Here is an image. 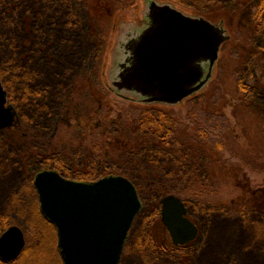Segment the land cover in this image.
<instances>
[{"label": "rangeland", "instance_id": "rangeland-1", "mask_svg": "<svg viewBox=\"0 0 264 264\" xmlns=\"http://www.w3.org/2000/svg\"><path fill=\"white\" fill-rule=\"evenodd\" d=\"M151 2L194 15L204 6L211 11L215 8L220 14L217 19L226 21L235 39L248 41L261 31L251 26L247 4H240L241 0H0V82L17 115L12 128L0 131V217L4 228L19 226L27 233L28 247L19 264H56L60 257L54 251L56 230L39 216L34 177L42 171L62 174L60 165L69 176L78 169L90 172L101 166L117 174L123 153H131L128 150L134 145L139 147L138 141L128 142L129 135L123 133L115 139H101L107 155H114L111 163L106 160L100 166L91 155L110 121L150 107L134 104L140 102L136 95H119L113 83L124 59L122 46L147 26ZM233 10L237 16L231 15ZM229 58L223 56L211 80L209 94L223 98L216 104L217 98L210 99L209 116L198 108L209 88L175 107L152 104L173 112L195 131L209 134L214 144L225 143L223 150L214 147L209 151L218 157L213 168L219 177L203 184L185 176L193 170L187 165L173 171L177 186L193 187V194L224 206L205 215L195 210L189 213L187 208L199 234L191 245L177 247L161 219L164 197L159 200L151 190L149 182L156 180L142 178L138 188L143 210L134 221L121 264H264V82L262 91L248 94L244 82L251 68L245 72L242 62L239 72L245 76L236 74L228 66ZM248 84L259 88L254 77ZM192 108L193 114L198 112L196 121L188 119L194 116ZM91 113L93 123L99 125L97 130L78 125ZM59 115L72 118L73 125H61L56 138ZM224 124L229 126L224 137L209 130ZM171 170L168 167L166 172ZM242 205L248 209L242 210Z\"/></svg>", "mask_w": 264, "mask_h": 264}, {"label": "water", "instance_id": "water-1", "mask_svg": "<svg viewBox=\"0 0 264 264\" xmlns=\"http://www.w3.org/2000/svg\"><path fill=\"white\" fill-rule=\"evenodd\" d=\"M146 19L148 25L122 46L124 59L113 86L119 95H136L140 103L179 105L210 82L220 48L229 37L208 21L186 16L170 5L151 2ZM7 105L0 82V131L17 122L13 107ZM34 185L41 214L57 231L63 264L121 263L143 208L129 179L108 175L84 182L67 179L58 171H42ZM161 219L175 246H185L199 234L184 202L175 195L162 200ZM25 245L23 231L12 227L0 239L1 259H17Z\"/></svg>", "mask_w": 264, "mask_h": 264}, {"label": "trees", "instance_id": "trees-1", "mask_svg": "<svg viewBox=\"0 0 264 264\" xmlns=\"http://www.w3.org/2000/svg\"><path fill=\"white\" fill-rule=\"evenodd\" d=\"M1 80L3 81V79ZM211 87H213V84L210 82L205 87L209 89L203 93L199 102L200 104L198 105V108L202 107L208 116L210 115V111L208 110L209 108L206 107H209L210 99L214 101L217 98V101H215L216 104L221 100L220 97L223 98V96L219 98L217 96L212 97V95L209 94ZM6 88L9 89L11 87ZM141 104L150 107L146 110L139 111L137 115L133 114L134 110H131L129 113H125L124 116L110 121V124L106 126L102 134L99 135V141L94 144V149L92 148L91 155L94 159L98 160L100 166L104 164L106 160L111 163L114 160L112 159L114 155H107V152L104 151L101 139L105 140L108 136L115 139L117 135H122L124 133L129 135L128 142L138 141L139 144L137 147H139L135 149L136 146L134 145L131 150H128L131 153H123L121 163L119 162L121 167L118 169V173L115 174L129 179L137 187L139 194L138 184L142 182V178L149 177V180L154 179L159 182H149L152 192H157V195H155L159 200L168 195H176L182 198L189 213L190 210H195L199 211L198 213H203V215L206 213L213 214L220 206H224L223 204L212 205L207 201V198L204 199L201 198V195L193 194V187L186 188L177 186L174 182V180L178 178L177 173L173 175V171L178 167L181 168L187 165L193 170L192 173H187L185 176L191 178L192 181L196 179L202 180L203 184L205 181H208V179L212 180L214 177H219L220 174L216 175L217 173L215 172L217 171L213 168L215 164L219 163L218 157L215 155L213 156L209 151L214 147L221 151L223 150L222 144L225 143L222 142L220 145L214 144L215 142L209 134H206L204 131H195L193 128L186 126L182 120H178L176 115L171 111L167 112L153 108L152 106L154 105L152 104ZM193 110L194 108L191 109V114L194 113ZM193 115L192 117L189 115L188 119L190 118V120L196 121L198 112L196 111V114ZM220 116L226 119V116ZM114 127H117V132H114ZM91 128H95V130L99 129L96 127ZM228 129L229 126L226 124L221 126V129L218 130H214L211 127L209 128L212 133L214 132V134L216 133L222 137H224L223 134H225V131ZM166 166L172 170L166 172L168 169ZM59 168H62L61 172L64 177L69 179L74 178L80 181H96L99 178L114 175L108 172V166H101V169H92L90 172L89 170L82 171L78 169L77 172L71 174L72 176H69V173H63L65 172L63 165H60ZM205 172L207 174L202 175V173ZM182 177L183 176L179 175V178ZM166 178H169L170 181H167ZM196 184L197 183L193 182L194 186ZM201 187H203V185ZM244 208L248 209V205H242V210H245ZM39 216L43 219L40 213ZM49 243L50 242H47V244ZM46 245L44 244L43 249ZM55 250L54 248V251ZM54 254L56 257L55 252ZM55 263L63 264L60 257L59 261L55 260Z\"/></svg>", "mask_w": 264, "mask_h": 264}, {"label": "flooded vegetation", "instance_id": "flooded-vegetation-1", "mask_svg": "<svg viewBox=\"0 0 264 264\" xmlns=\"http://www.w3.org/2000/svg\"><path fill=\"white\" fill-rule=\"evenodd\" d=\"M243 5L247 4V19L248 21L251 23V26L254 28V30H261V31H257V37L254 38H248V41H245L242 38H234L231 33H229V31L227 30L226 27V21L221 20V19H217L219 17V13L218 11L214 8V10H210V7H203V9L201 10V12H199L197 15L191 14V13H187V12H182L184 13L186 16H189L191 18H195V19H199V20H205L208 21L210 24H212L213 26L222 29L225 32V36L229 37V39L221 46L220 51H219V59L215 64V67L213 69V75H215V72L217 70V68L219 67V65H221V60L223 58V56H229V60H228V66L230 68H232V70H234V73H240L239 69L242 67V62L245 63V72H248V70L251 68L250 73L251 75L248 76V78L245 79L244 82V90L249 94L252 90H256L258 92L262 91V89L260 87H263V82H264V0H241V3ZM206 11V12H205ZM219 14V15H218ZM235 12V10H233L231 12L232 16H237V14ZM146 18V17H145ZM146 23L148 25V20L146 19ZM144 23V24H146ZM143 24V25H144ZM140 30H138L137 32H139ZM134 37H132L133 39ZM235 43V46L233 45V47L228 48L227 45L230 43ZM241 43H244L245 46L247 47L246 50L241 47ZM238 61V62H237ZM249 63V65H247ZM227 65V63H226ZM240 65V66H239ZM244 65V64H243ZM209 67V66H208ZM209 70V68H208ZM208 70H206L208 72ZM242 76H245V73H240ZM253 74V76H252ZM247 76V75H246ZM252 77H254L255 79V83L259 88L256 87H252V85L248 84V79H251ZM105 88H108V86H105ZM109 89V88H108ZM260 89V90H259ZM122 92V91H121ZM122 96V95H121ZM250 95H248L249 98ZM195 96L188 98L186 101L191 100L192 98H194ZM134 104H137L136 102H134ZM93 116L94 114H89V116H87V120H79V126L80 125H87L88 127H96L99 128L98 123H93ZM72 118H63L59 115L58 118H56V138L58 137V132H59V127L61 125H66L68 127H72V122H71ZM59 138L56 140V154L58 153V149H59ZM35 179V177H34ZM33 179V181H34ZM42 216V215H41ZM12 227H19V226H10L8 228H4V222L2 221V218L0 217V239L4 236V234L10 230ZM20 228V227H19ZM23 231V228H20ZM24 233V237H25V241H26V245L21 253V255L11 261V262H4L1 259L0 256V261L3 262V264H11L16 262L17 264L22 263L23 260V255H24V251H26L27 246V233L25 231H23ZM58 243V241H57ZM126 248V247H125ZM28 250V249H27ZM56 251L57 253V247H56ZM125 254V249H124V253L122 255V259L124 257ZM18 261V262H17ZM122 263V260H121ZM120 263V264H121Z\"/></svg>", "mask_w": 264, "mask_h": 264}]
</instances>
